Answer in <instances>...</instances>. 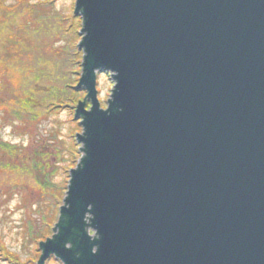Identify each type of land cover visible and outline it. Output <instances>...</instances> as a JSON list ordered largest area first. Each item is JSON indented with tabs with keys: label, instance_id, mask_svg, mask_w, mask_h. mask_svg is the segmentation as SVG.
I'll list each match as a JSON object with an SVG mask.
<instances>
[{
	"label": "water",
	"instance_id": "1",
	"mask_svg": "<svg viewBox=\"0 0 264 264\" xmlns=\"http://www.w3.org/2000/svg\"><path fill=\"white\" fill-rule=\"evenodd\" d=\"M74 11L81 155L37 264H264V0Z\"/></svg>",
	"mask_w": 264,
	"mask_h": 264
},
{
	"label": "rangeland",
	"instance_id": "2",
	"mask_svg": "<svg viewBox=\"0 0 264 264\" xmlns=\"http://www.w3.org/2000/svg\"><path fill=\"white\" fill-rule=\"evenodd\" d=\"M53 4L56 16L34 22L35 30L32 31L26 30L28 19L23 13L13 12L6 21L0 20V62L7 66L15 80L14 88L0 89L1 99L21 94L20 83L26 82L33 94L32 101H36L41 111L43 103L39 101L51 94L53 86L60 88L53 96L67 93L65 84L69 78L76 86L82 71L77 73L78 79L74 82L70 74L73 70L71 45L76 46L82 37L81 16L74 11L75 0H53ZM74 66L77 67L76 63ZM113 85L111 72H97L96 88L102 108L106 107ZM77 94L84 96L85 88H77ZM88 106L89 99L86 109ZM71 108L64 106L59 112L42 117L35 124L37 128L24 134L0 115V137L19 145L10 158L6 157L13 165L0 171V264H37L38 244L52 233L58 217L53 219L48 231L43 228L44 236L37 240L30 236L33 225L39 228L46 220L44 215L51 214L52 200L61 202L58 208L63 204L62 190L67 186L69 169L76 165L74 162L81 155V143L77 142L76 135L82 132V126L80 117L75 118ZM44 179L57 183L55 198L46 194L51 185L44 187ZM45 264L62 262L51 255Z\"/></svg>",
	"mask_w": 264,
	"mask_h": 264
},
{
	"label": "trees",
	"instance_id": "3",
	"mask_svg": "<svg viewBox=\"0 0 264 264\" xmlns=\"http://www.w3.org/2000/svg\"><path fill=\"white\" fill-rule=\"evenodd\" d=\"M13 10H19V11H13ZM23 13L24 16L27 17L26 26L28 31H32L34 29V22L41 21V20H48L49 16H56V12L54 11V4L53 0H0V20L6 21L7 17L10 13ZM81 19V26L83 25V19ZM23 25V24H22ZM31 29V30H30ZM35 30V29H34ZM81 31V30H80ZM81 38V36H80ZM79 38V41H80ZM78 41V42H79ZM71 52H72V65L73 70L70 72V74H73V81L76 82L78 78H76L77 73L82 70V58H83V49L79 48L78 44L76 46L71 45ZM76 63L77 67L74 66ZM71 76V75H70ZM15 80L10 76V70L7 69V66L0 62V89L7 90L14 88ZM20 92L21 94L14 96L11 99H1L0 98V115L1 118L6 122L13 124V126H17L21 130L22 134L25 132L29 133L32 132L33 128L36 127V123L38 124L39 121L42 119V117L48 116L50 113L54 114L59 112V108H62L64 106H70L74 111L76 103L79 100H82L83 97H80L77 94V88L72 82V78L68 79L65 86L67 87V93H64L63 95L59 96H53L55 91H57V86L52 87L51 94H46L47 98L44 97L42 101L40 100L39 103H43L42 110L38 108V104L32 101L31 92L28 90L27 83L23 82L20 83ZM73 104H75L73 106ZM89 108V106H88ZM106 108V107H105ZM78 122V121H77ZM37 128V127H36ZM18 144L11 143L8 140H4L0 137V171L6 170L7 168L11 167L13 165L12 162L9 160H6V157H11L12 153L15 152L14 150L19 149ZM62 156V154H61ZM64 159V157L62 156ZM76 162H74L75 164ZM45 178V176H44ZM69 178V176H68ZM42 184L45 186H50L48 192L46 194H49L50 198H55L54 194L57 193L55 191L58 190L57 183H53L52 181L47 179H44L42 181ZM67 190V186L64 190H62L63 195L65 194V191ZM8 192V190H7ZM9 193V192H8ZM63 200V198L61 199ZM61 203L59 200L58 202L55 200H52V203H50L51 206V214L49 217H46V220H44L43 224L39 226V228L35 229L32 228L30 230V236L33 237L34 240L39 239L41 236H44L43 231L44 229L48 231V229L51 227V223L54 222L53 219H57L58 215V204ZM57 211V212H56ZM44 226V227H43ZM42 227V228H41ZM44 228V229H43ZM7 253V252H6ZM11 257V255H10ZM12 258L14 261H17L15 257L12 255Z\"/></svg>",
	"mask_w": 264,
	"mask_h": 264
},
{
	"label": "flooded vegetation",
	"instance_id": "4",
	"mask_svg": "<svg viewBox=\"0 0 264 264\" xmlns=\"http://www.w3.org/2000/svg\"><path fill=\"white\" fill-rule=\"evenodd\" d=\"M51 236V235H50ZM53 256V255H52ZM55 257V256H54Z\"/></svg>",
	"mask_w": 264,
	"mask_h": 264
}]
</instances>
